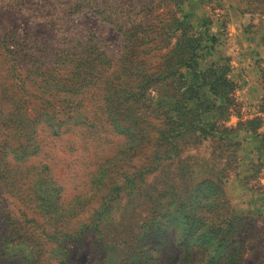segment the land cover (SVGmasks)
Returning <instances> with one entry per match:
<instances>
[{"label": "rangeland", "instance_id": "374dc122", "mask_svg": "<svg viewBox=\"0 0 264 264\" xmlns=\"http://www.w3.org/2000/svg\"><path fill=\"white\" fill-rule=\"evenodd\" d=\"M76 4L88 9L71 20L90 74L73 85L79 61L61 65L52 103L76 116L60 136L58 125L43 130L31 190L0 187V264H128L135 252L136 264H264V0ZM175 17L192 26L181 52L194 49L198 69L215 61L226 79L227 105L204 89L201 99L225 107L198 106L192 120L219 129L176 136L168 119L179 82L165 73L176 54L164 55L177 35L164 31L178 29ZM67 21L56 20L61 39ZM193 77L188 84L200 82ZM124 88L133 93L119 95Z\"/></svg>", "mask_w": 264, "mask_h": 264}, {"label": "trees", "instance_id": "16d2710c", "mask_svg": "<svg viewBox=\"0 0 264 264\" xmlns=\"http://www.w3.org/2000/svg\"><path fill=\"white\" fill-rule=\"evenodd\" d=\"M76 8L79 11L88 10L87 6L80 8L79 4L74 5V0H0V177L3 178L0 180V187L9 183L12 188L20 185L22 192L31 190V181L38 174L36 173L38 168L32 162L42 150V141L39 138L43 130L45 127L53 130L58 125L61 130L53 135L60 136L61 133L69 130L67 124H70L73 121L72 118L76 116L71 111H66L68 117L66 119L64 111L67 106L53 104V99H56L57 95L54 90H50L56 81L60 82L58 79L62 76V70H65L61 68V65L64 63V67L70 64L73 58L79 61V72L73 74L71 84L76 85L74 79L78 78L80 79L78 85H80L81 81H84L90 74V63L84 59L81 49L77 48L80 44L82 47H87L85 37L73 34L75 23L71 17ZM7 15L13 16V20H9ZM59 17L64 20L68 18L65 22L67 27L64 29L66 36L62 38L63 40L56 34L59 31L56 24ZM174 19L178 23V29L164 31V35L168 34L170 37L174 36V33L177 35L176 44L171 48L168 47L164 55V60H166L170 54H176L177 62L171 64L165 73L168 76H177L176 80L179 82L173 96L166 102V104L170 103L168 119L175 127L173 129L178 130L176 136L187 134L195 129L201 133H207L206 124L214 126L215 129L220 127V124L216 120H210L199 126L193 124L192 120L197 116L198 106L224 108L227 105L225 100L227 94L219 90V85L221 87L222 83L220 79H226L216 74L215 61L206 69H198L191 64L194 61V49L190 52L192 55L188 57L187 54L181 52V49L185 40L194 39L190 33L188 34L192 26H186L181 18L175 17ZM207 39L212 42L216 41L214 36L210 38L208 35ZM48 41H56L55 43L60 41L61 43L52 49L46 45ZM118 68L119 65L113 72H119L121 69L118 70ZM97 75L100 79L105 77L101 69ZM191 75L194 76L192 80L198 79L200 82L195 81L188 84L187 76ZM208 75H214V80L208 81ZM59 87L56 86L54 89H59ZM204 89L210 91L215 97L220 96L217 98H224L226 104L210 103L201 99L200 94ZM130 92L133 93L132 90L128 91L124 88L119 91V95L131 94ZM73 100L81 103L83 98L78 100L75 97ZM68 103H73V101H68L66 104ZM63 107L64 109H61ZM57 115H59L58 118ZM76 121H79L78 118ZM42 165H44V170H48L50 178L48 176L47 178L55 182L57 194L61 195L65 191L64 185L54 179L55 174H52L49 164ZM207 225L205 223V226ZM58 231L62 232L59 229ZM217 231L222 232V230ZM135 255L137 257L134 261L132 258L128 264H136L135 260L137 263L139 260L143 261V256L137 252Z\"/></svg>", "mask_w": 264, "mask_h": 264}]
</instances>
